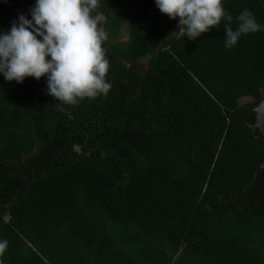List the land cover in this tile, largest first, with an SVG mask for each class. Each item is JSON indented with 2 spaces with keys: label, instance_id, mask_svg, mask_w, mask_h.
<instances>
[{
  "label": "trees",
  "instance_id": "obj_1",
  "mask_svg": "<svg viewBox=\"0 0 264 264\" xmlns=\"http://www.w3.org/2000/svg\"><path fill=\"white\" fill-rule=\"evenodd\" d=\"M223 2L264 26V0ZM35 3L0 0V34ZM102 3L106 95L0 73L5 264H264V29L229 49L228 21L191 40L155 0Z\"/></svg>",
  "mask_w": 264,
  "mask_h": 264
},
{
  "label": "clouds",
  "instance_id": "obj_2",
  "mask_svg": "<svg viewBox=\"0 0 264 264\" xmlns=\"http://www.w3.org/2000/svg\"><path fill=\"white\" fill-rule=\"evenodd\" d=\"M170 19L179 17L180 30L196 40L214 26L225 24V47L242 36L264 29L254 14L244 9L231 27L232 15L223 0H155ZM102 0H36L31 19L20 14L8 32L0 34V73L11 82L47 77L48 95L61 103L78 105L84 98L106 95L112 84L106 79L108 39L103 27ZM40 37V38H38ZM50 57L51 59H47ZM7 240H0V264H5Z\"/></svg>",
  "mask_w": 264,
  "mask_h": 264
},
{
  "label": "water",
  "instance_id": "obj_3",
  "mask_svg": "<svg viewBox=\"0 0 264 264\" xmlns=\"http://www.w3.org/2000/svg\"><path fill=\"white\" fill-rule=\"evenodd\" d=\"M47 78V77H46ZM57 106L65 111L64 108L61 107L56 102ZM254 110L256 111V123L255 125L259 128V130L262 132L264 135V97L260 100V102L254 107ZM67 112V111H65ZM77 151H80L79 147H76Z\"/></svg>",
  "mask_w": 264,
  "mask_h": 264
},
{
  "label": "rangeland",
  "instance_id": "obj_4",
  "mask_svg": "<svg viewBox=\"0 0 264 264\" xmlns=\"http://www.w3.org/2000/svg\"><path fill=\"white\" fill-rule=\"evenodd\" d=\"M118 34H119V37H118L119 40L127 39V37H128V27H127L125 22H123V23H121L119 25ZM147 58L148 57L146 56V57H144V58L139 60V66H140V68L142 70L145 69V67H146Z\"/></svg>",
  "mask_w": 264,
  "mask_h": 264
}]
</instances>
